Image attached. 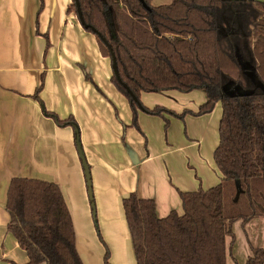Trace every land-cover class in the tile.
Returning a JSON list of instances; mask_svg holds the SVG:
<instances>
[{
	"label": "crops",
	"instance_id": "0c3cea01",
	"mask_svg": "<svg viewBox=\"0 0 264 264\" xmlns=\"http://www.w3.org/2000/svg\"><path fill=\"white\" fill-rule=\"evenodd\" d=\"M174 0H152L153 7ZM264 1V0H263ZM74 0H0V264H29L9 231L6 210L14 179L55 184L70 211L84 264H137L123 201L152 200L159 218L184 213L181 193L209 191L223 182L214 152L222 105L200 90L142 93L150 115L137 110L113 83L112 59L71 10ZM41 88L37 94V89ZM92 176L94 210L78 155L74 127ZM188 101V102H187ZM227 264H247L264 250V215L232 225Z\"/></svg>",
	"mask_w": 264,
	"mask_h": 264
},
{
	"label": "trees",
	"instance_id": "16d2710c",
	"mask_svg": "<svg viewBox=\"0 0 264 264\" xmlns=\"http://www.w3.org/2000/svg\"><path fill=\"white\" fill-rule=\"evenodd\" d=\"M78 1L86 24L111 45L121 79L138 101L142 93L200 90L206 104L197 115L222 105L214 152L220 185L181 193L184 213L167 218L158 217L154 201L135 193L123 201L137 264H227L226 239L235 241L232 225L264 215V1L174 0L153 7L152 0H144L151 11L139 0ZM95 36L102 54L111 58ZM113 83L136 114L139 106L115 75ZM41 107L57 124L74 127L81 144L73 118L61 121L42 102ZM144 110L169 113L160 107ZM7 194L8 228L29 264H84L58 185L14 179ZM253 256L247 264H264V250ZM105 260L111 264L108 252Z\"/></svg>",
	"mask_w": 264,
	"mask_h": 264
},
{
	"label": "water",
	"instance_id": "95a60500",
	"mask_svg": "<svg viewBox=\"0 0 264 264\" xmlns=\"http://www.w3.org/2000/svg\"><path fill=\"white\" fill-rule=\"evenodd\" d=\"M74 1H75V4H76V9H77V16H78V19L81 22L82 26L86 30L87 29H91L92 32L95 35H97L99 38H101L102 42L105 43L106 46L108 47L110 55H111V59H112V71L114 72V75H115L117 81L119 82V84L121 86L126 88L127 92L129 93V95L131 96L133 101L136 102V104L139 106V110L145 111L144 110V105H142V103L140 101H138V99L135 97V95L133 94L131 89L128 88L127 85L122 81L121 76H120V72L118 71V67H117L116 55L114 54L111 45L109 44V42L107 41L106 38L101 37V35L98 33V31L94 27L86 24V21H84V19H83V14H82V11H81V5L79 4V1L78 0H74ZM139 1L142 2L144 8L147 11H151L150 7L147 5L146 2H144V0H139ZM77 148H78L79 158H81V161H82V166H83V169H84V175H86L87 192H88V195H89V198H90V202H91V200L94 199V195H93L94 192H93V189H92V176L90 175V168L88 166L86 158L84 157L83 150H82V147H81L80 143L77 144ZM92 209L94 210V217H95L96 216V211H95L96 209H94V203H92Z\"/></svg>",
	"mask_w": 264,
	"mask_h": 264
},
{
	"label": "flooded vegetation",
	"instance_id": "af4514ba",
	"mask_svg": "<svg viewBox=\"0 0 264 264\" xmlns=\"http://www.w3.org/2000/svg\"><path fill=\"white\" fill-rule=\"evenodd\" d=\"M75 13H76V15H77V10H76V12H75Z\"/></svg>",
	"mask_w": 264,
	"mask_h": 264
},
{
	"label": "rangeland",
	"instance_id": "374dc122",
	"mask_svg": "<svg viewBox=\"0 0 264 264\" xmlns=\"http://www.w3.org/2000/svg\"><path fill=\"white\" fill-rule=\"evenodd\" d=\"M74 11V10H73ZM75 12V11H74ZM188 102V101H187ZM108 252V251H107ZM109 253V252H108Z\"/></svg>",
	"mask_w": 264,
	"mask_h": 264
}]
</instances>
